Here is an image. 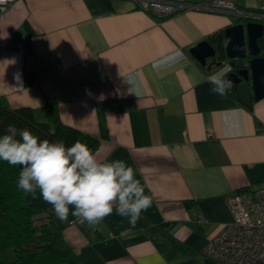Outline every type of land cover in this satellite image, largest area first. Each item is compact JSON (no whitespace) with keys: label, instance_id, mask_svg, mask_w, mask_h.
Here are the masks:
<instances>
[{"label":"crops","instance_id":"crops-1","mask_svg":"<svg viewBox=\"0 0 264 264\" xmlns=\"http://www.w3.org/2000/svg\"><path fill=\"white\" fill-rule=\"evenodd\" d=\"M148 2L14 0L0 14V102L29 107L43 122L55 102L98 161H125L152 197L135 226L114 210L90 227L71 214L59 220L39 192L28 194L81 264H222L204 249L233 220L228 196L264 183V97L249 108L235 89L225 98L212 93L202 81L221 66L208 68L190 52L240 21L238 13L195 8L158 17ZM236 2L246 12L263 5ZM259 43L264 53V37ZM177 49L184 60L153 68Z\"/></svg>","mask_w":264,"mask_h":264},{"label":"clouds","instance_id":"clouds-1","mask_svg":"<svg viewBox=\"0 0 264 264\" xmlns=\"http://www.w3.org/2000/svg\"><path fill=\"white\" fill-rule=\"evenodd\" d=\"M184 59V53L177 49L161 56L153 68L159 71ZM231 72V65L225 63L202 82L211 86L212 93L225 98L233 88ZM127 79L135 85V76ZM131 91L138 97L143 94L139 87ZM0 161L20 166L18 189L34 199L39 192L61 221H67L71 214L91 227L115 210L135 226L141 213L152 206V197L145 194L133 167L120 159L98 161L93 150L79 140L66 146L63 141L41 140L29 129L9 124L0 135Z\"/></svg>","mask_w":264,"mask_h":264},{"label":"trees","instance_id":"trees-1","mask_svg":"<svg viewBox=\"0 0 264 264\" xmlns=\"http://www.w3.org/2000/svg\"><path fill=\"white\" fill-rule=\"evenodd\" d=\"M50 112L51 121L43 122L29 107L0 102V135L12 124L41 140L63 141L66 146L77 140L84 143L87 135L61 121L55 102ZM20 171V166L0 161V264H81L54 217L18 189Z\"/></svg>","mask_w":264,"mask_h":264},{"label":"built area","instance_id":"built-area-1","mask_svg":"<svg viewBox=\"0 0 264 264\" xmlns=\"http://www.w3.org/2000/svg\"><path fill=\"white\" fill-rule=\"evenodd\" d=\"M13 1L0 2V14ZM195 8L238 14L255 13L240 11L236 0H210L206 5L174 0H149L147 10L158 17H165L179 10ZM256 13H264V0L261 11ZM227 201L233 220L208 241L205 253L222 264H264V183L255 190L235 192L228 196Z\"/></svg>","mask_w":264,"mask_h":264},{"label":"water","instance_id":"water-1","mask_svg":"<svg viewBox=\"0 0 264 264\" xmlns=\"http://www.w3.org/2000/svg\"><path fill=\"white\" fill-rule=\"evenodd\" d=\"M239 20L212 41L198 42L190 52L204 66L210 59L217 66L231 65L229 78L238 97L249 106L264 97V53L259 43L264 37V13L239 14Z\"/></svg>","mask_w":264,"mask_h":264},{"label":"flooded vegetation","instance_id":"flooded-vegetation-1","mask_svg":"<svg viewBox=\"0 0 264 264\" xmlns=\"http://www.w3.org/2000/svg\"><path fill=\"white\" fill-rule=\"evenodd\" d=\"M239 62H240V61H239ZM206 66H207L208 68L219 67V66L216 65V61H214V60H212V59H210V60L208 61V63H207ZM234 86H235V85H233V88H232V89H234Z\"/></svg>","mask_w":264,"mask_h":264}]
</instances>
